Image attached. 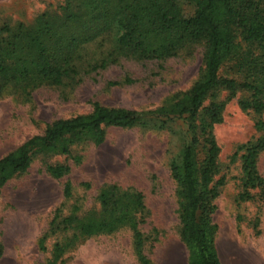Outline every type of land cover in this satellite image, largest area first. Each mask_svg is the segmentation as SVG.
<instances>
[{
    "label": "trees",
    "instance_id": "obj_1",
    "mask_svg": "<svg viewBox=\"0 0 264 264\" xmlns=\"http://www.w3.org/2000/svg\"><path fill=\"white\" fill-rule=\"evenodd\" d=\"M183 1L193 4V14L183 13ZM195 44L204 46L198 78L173 102L150 112L95 102L88 114L52 122L0 158V189L25 173L36 155L68 154L74 143L85 139L100 145L109 127L133 128L148 120L165 125L180 119L187 139L170 164L180 238L188 250V264H222L214 214L226 177H218L221 148L214 131L223 121L226 101L241 89L250 92L248 98H240L241 107L264 113V0H66L55 11L39 13L34 27L23 22L0 27V96L10 90L77 84L85 75L123 62L164 63ZM239 50L245 52L242 83L220 75L225 60ZM217 91L227 92L226 101L207 105ZM256 127L264 132V121ZM245 147L243 191L238 197L243 202L258 195L264 202V177L258 168L264 136ZM47 171L62 178L69 168L48 165ZM64 192L72 195L71 184ZM99 201L103 217L71 215L59 222L64 232L74 234L56 245L47 264H63L66 252L85 240L124 228L132 233L139 263L156 264L146 253L143 193L113 187L101 193Z\"/></svg>",
    "mask_w": 264,
    "mask_h": 264
},
{
    "label": "rangeland",
    "instance_id": "obj_2",
    "mask_svg": "<svg viewBox=\"0 0 264 264\" xmlns=\"http://www.w3.org/2000/svg\"><path fill=\"white\" fill-rule=\"evenodd\" d=\"M65 1L0 0V27L20 22L34 27L39 13L55 11ZM180 7L185 15L193 14L190 2H180ZM203 53V44H195L164 63L128 61L85 75L77 84L8 91L0 96V158L54 121L90 113L95 102L143 112L167 106L196 81ZM241 53L245 52L239 50L225 60L222 77L245 80ZM249 96L241 89L235 99L226 101L227 92L217 91L206 102L226 101L223 121L214 131L221 148L218 177H226L214 214L222 264H264V202L258 195L243 202L238 197L243 191L245 145L264 136L256 127L264 121V113L239 104L240 98ZM186 139L182 120L165 125L148 120L133 128L109 127L100 145L85 139L74 143L68 154L36 155L25 173L13 176L0 189V264H47L56 245L74 234L64 232L59 222L71 215L103 217L99 196L113 187L143 193L148 256L156 264H188L170 170ZM48 165H64L69 171L55 178ZM258 168L264 177V151ZM68 183L70 197L64 192ZM63 258V264H140L127 228L89 238Z\"/></svg>",
    "mask_w": 264,
    "mask_h": 264
}]
</instances>
